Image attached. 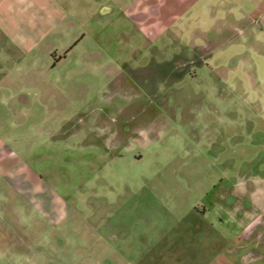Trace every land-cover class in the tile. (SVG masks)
<instances>
[{"label": "rangeland", "instance_id": "rangeland-1", "mask_svg": "<svg viewBox=\"0 0 264 264\" xmlns=\"http://www.w3.org/2000/svg\"><path fill=\"white\" fill-rule=\"evenodd\" d=\"M75 2L54 66L0 89V140L24 137L25 158L84 210L74 239L88 250L56 263L264 264L258 0Z\"/></svg>", "mask_w": 264, "mask_h": 264}, {"label": "crops", "instance_id": "crops-1", "mask_svg": "<svg viewBox=\"0 0 264 264\" xmlns=\"http://www.w3.org/2000/svg\"><path fill=\"white\" fill-rule=\"evenodd\" d=\"M75 5V0H0V89L8 86L11 72L25 74L54 66L49 58L57 41L70 34L67 24ZM256 9L264 19V0H258ZM10 97L29 101L22 92H12ZM72 132L70 137L76 135ZM23 138L15 147L11 137L0 140V264H35L46 259L57 264L62 248L88 250L87 241L74 239L86 224L84 210L75 204L73 193L59 192L25 158ZM96 256L95 264L112 263L109 253L98 251ZM235 262L226 258L228 264Z\"/></svg>", "mask_w": 264, "mask_h": 264}]
</instances>
